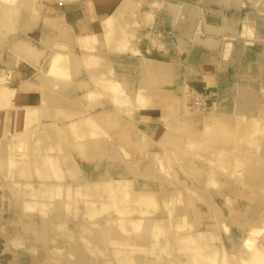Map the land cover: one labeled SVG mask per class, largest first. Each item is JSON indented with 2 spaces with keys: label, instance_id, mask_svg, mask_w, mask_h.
Returning a JSON list of instances; mask_svg holds the SVG:
<instances>
[{
  "label": "bare ground",
  "instance_id": "bare-ground-1",
  "mask_svg": "<svg viewBox=\"0 0 264 264\" xmlns=\"http://www.w3.org/2000/svg\"><path fill=\"white\" fill-rule=\"evenodd\" d=\"M58 1L70 6L79 0ZM98 4L100 9L97 13H91L88 17L79 19L84 23L80 22L83 26L80 25L78 33L76 31L79 35L80 48V52L77 53L68 42L52 43L49 46V42L54 39L52 37L53 26H60L61 22L65 20L63 12H57L56 15L47 13L43 16L45 27L41 31H38L40 28L38 27L33 32L34 36L39 32V36H41L40 38L37 37L40 45L35 46L27 43V38H19L20 40L18 38L13 40V38L15 37L14 32L18 31V26L26 28L28 33L37 27L40 17H42L37 0H0V45L11 43L12 40L14 42L13 46L10 47L14 57L11 81L9 82V80L7 81L0 76V149L4 147V145H1V143H4L3 141L12 138L16 139L10 145L12 148L24 151L26 145L34 144L35 146L40 144L46 147L45 149H49L50 152L47 154H52L54 151L51 149L52 143L49 140L50 134L48 135V133L54 130V137L65 140L72 148V152L68 151V153L73 160L75 178L82 181V176L80 177L82 171L79 164L89 174V179H84L85 181L72 194L77 201L83 200V196L90 199L98 198L102 201L101 204L88 201V207L93 203L98 208L100 205H102L100 207L110 205L116 217L114 220L108 221L107 227L110 232L120 235L126 248L136 250L139 247H144L149 238L155 234L158 239L165 240L171 248H174V246L181 247L179 251L183 252L179 255L177 264H221V250L229 251L224 244L215 245L221 239L213 240L215 235L211 231L208 232L209 226H217L222 229V233L229 236L241 232L254 237L255 233L259 235L264 233V217L259 223L256 219L260 218L258 215L264 207V171L261 175L257 174L261 166L251 168V172L247 171L245 174L243 171L245 163L251 157L264 158L262 147L258 146L259 142L257 145L258 140L251 138L254 145L258 146V148L252 150V140H248L251 135L253 137L252 133L257 135V133L264 132V121L260 118L264 113L258 114V117L257 115H251L250 120L238 114L240 121H243L238 122V127H241L245 133L250 132L251 135L247 137L249 142H243L247 145L246 148L240 145L245 151L242 153L243 155L240 156L242 150L240 147L235 150L238 155L232 157L230 169H228L230 172L229 178H224L221 171L226 169L225 162L230 160L231 153H235L231 149H233L234 139L237 137L235 133L237 126L236 124L235 126L227 124L220 119L221 116L217 110L218 104L213 100L214 107L209 117L202 121L203 129L201 132L183 141L182 151L189 150L188 153H196L192 156H196V159L205 162L204 164L207 166V168H203L201 165L196 164V166L191 167V162L175 156L179 145L175 141L177 136L172 134L173 124L166 113L162 114V119L159 114H157L158 117H155L154 97L150 96L147 91V86L152 78L157 80L159 78L175 77L177 71H180L184 66L176 62L166 63L148 58L137 44L127 49V45L131 43L128 36L132 34L133 36L137 35L138 42L143 38L148 39L150 37L153 43L160 45L161 48L166 47V45L162 42L159 33L144 32L139 27L137 28L135 21L128 29L121 24L117 15L108 16L106 10H104L108 6L105 0H98ZM167 9L173 14L175 20H180L184 16L190 19L199 18L197 12L187 9L177 2H169ZM85 22L93 24L94 29L92 32H89ZM65 26L64 28H57V31H55L56 34L59 31L61 35L66 34L69 38L71 29H68L67 25ZM198 27L196 28L198 29ZM133 28L136 30H132ZM196 28L194 29V37L200 38V34L195 32ZM224 32L227 33V31ZM21 41L24 43L21 44ZM222 42L209 37L201 45L204 46L209 55L214 56L222 51L226 53L229 50L231 43L222 44ZM254 42L257 41L250 43ZM117 44H119V47H117L119 56L114 58L115 61H109V59H106V52L107 50H115ZM54 45L55 50L52 49ZM48 50L54 51L48 54L49 57L46 55ZM72 50H74V53H72ZM127 53L132 55V58L123 60L122 56ZM102 68L109 70V72L102 71ZM96 69L101 70L96 71ZM137 69L142 71L143 84L140 87H138L139 80L135 78L136 76H133ZM190 72L192 74L194 71L190 70ZM97 73L102 75L101 77L98 75L101 78L98 79L100 85L99 83L97 85L101 88L98 89L99 92L93 91L92 88L83 89L82 87L88 84L89 76ZM32 78L36 79L35 83L30 80ZM96 82L98 81H94V83ZM27 85L41 88L44 90L43 93L45 92V94H42L44 96L40 99L36 96L30 97L28 100L17 97L15 90L23 89ZM77 86L84 90L82 95L69 94L76 90ZM102 97L108 100V102H105L106 104L96 103L95 105L91 102ZM83 98L90 103L83 104L81 102ZM108 105L114 106V111L97 110V108L100 109ZM136 106L135 110L134 107ZM132 111L133 113L137 111L136 115L137 113L151 114L153 119L158 120L157 124H163L168 128V130H165L159 126L155 127V123H153L151 125L152 130L150 129V132L155 135L156 145L163 147L162 152L155 153L153 160L155 163L153 169L157 174L155 185L158 187L155 192L147 190L145 188L146 184H138L132 181L133 173L137 172L138 174L139 171L147 169V166H142L145 156L141 157V149L146 148V143L143 140L145 134L141 127L146 132L149 130L146 126L128 123L129 119L127 120L126 115H130ZM186 114L190 113L187 112ZM132 115H130V118ZM121 116H125L126 119H120ZM108 121L113 124L109 125ZM44 122H57L58 124L52 129L48 128V124L44 125ZM59 123L62 125H59ZM218 123L223 124L224 131H222L228 135L223 140L231 142L232 139L229 145L233 146L230 150L226 149L227 145L224 141L219 143L218 139L214 138ZM241 123L243 124L239 125ZM40 125L47 128L42 133H37V128ZM113 131L116 134H111ZM159 134H162V137L158 139L156 137ZM240 142L242 143L240 140L236 144H240ZM4 150L6 149L4 148ZM58 151L54 153L59 155L60 151ZM5 158L7 160V156ZM190 158L192 157L190 156ZM35 159L37 160V158ZM147 159L152 162L151 156H148ZM56 170L60 169L57 168ZM249 173L250 175H248ZM161 175L164 178L160 177ZM55 177L54 180H58V183H61L64 179L61 172H56ZM190 180L194 182L192 186L189 184ZM232 181H237L241 186V189L235 192L236 200L235 197L227 198V192L225 193L228 184ZM255 187H258L260 192H255ZM168 188L174 190L170 195H167ZM204 189L206 195H210L216 202L225 200L226 204L231 205L228 207L233 213L229 216L231 223H233L232 228L229 227L227 221L222 219L223 217L215 216V213L219 211V204H213L214 201L208 202L205 195H203ZM57 190L61 194L65 189L63 186ZM182 203H184L183 207ZM232 204L235 205L232 206ZM159 214H163L166 219L160 221L151 218ZM189 216L191 219L188 218ZM198 227H200V230L206 228L205 233L203 232L207 235L206 238L201 231L196 230ZM195 235L199 237L194 238ZM255 239L257 238L255 237ZM87 242L89 243V241ZM230 243H232L231 247L236 250V240L231 237ZM254 243L255 241L251 238L246 237L244 239V247L249 252L247 257L242 259V264H264V244L259 242L256 246ZM233 256L235 258V254Z\"/></svg>",
  "mask_w": 264,
  "mask_h": 264
},
{
  "label": "rangeland",
  "instance_id": "rangeland-1",
  "mask_svg": "<svg viewBox=\"0 0 264 264\" xmlns=\"http://www.w3.org/2000/svg\"><path fill=\"white\" fill-rule=\"evenodd\" d=\"M96 1L98 3V0ZM173 1L183 0H105V2L109 6L113 7V10L111 12H107L106 14L108 16L117 15L121 24L130 29L129 26L134 24V19L140 17V15H142L144 11H149L152 7V4L155 2V8L153 9L155 22L152 26L147 27V29L151 32L154 31L155 33H160L162 37H164L162 38L163 42H165L168 47L166 46L164 48H161L160 45H157L156 43L154 44L150 37L148 39L143 38L138 42L137 35L133 36L132 34L128 36L131 43L127 45V49L135 46L136 44L143 48L150 49L153 47L154 53H146V57L166 63L177 62L178 64H182L185 66L184 69H180V71H177V75L175 77L171 76L159 78L157 80L152 78L147 86V91L150 96L154 97V104L156 108L155 117H158L157 114H159L162 119V114L166 113L167 117L173 124L172 134L177 136L175 137V141H177L176 143L177 145H179L177 146V148L179 147V149L175 156L191 162V167H194L197 164L201 165L203 168H207V166L204 164L205 162L196 159V156H192L196 153H188L189 150L182 151L183 141L193 137L194 134L196 135V133L198 134L201 132V130L203 129L202 121L209 117V114L214 107V101L209 99L210 94L207 91L214 88V84H217L215 87L218 90L223 86H227L229 84L232 85L233 88H238L247 87L248 85L254 83V81H258V84L260 86L259 88L261 89L258 90L259 92H257L256 95H258L259 98H263L264 82L258 78H255L254 80H252L251 78H243L240 75L241 71L244 72L248 69L241 68V66H237L236 64L230 65L231 63H229V61L225 65L223 63L224 61L222 57L220 59V64L215 67H199V64H194V67L191 66L190 57L187 59L185 58L187 52H182L178 45H176L175 43L176 37H173L172 34H169L173 30V28L170 27L171 22H173L174 24L178 23V21L174 22L173 14L167 9L168 3ZM37 2L38 6H40V13L42 14V17H40L41 20L44 15L50 12L51 5L57 4L56 0H41V2L40 0H37ZM85 2H88V0L80 1V3ZM127 11H129V21H125L124 19ZM43 25V27H45V24ZM175 27L177 29V36H182V32H180L181 27L178 25H175ZM57 28L60 29V26H53L52 37L54 39L49 42V46L52 43L56 44L55 41L57 40ZM17 29L18 31L14 32L15 37L13 38V40L16 38H27V43H31L35 46L40 45V42L38 40V38L41 37L39 36L40 32L36 33L35 36L33 35L32 37H29L26 28L18 26ZM41 30L42 29L40 28V31ZM132 30L136 29L133 28ZM195 32H198L202 39L210 37V35H204L199 30V27L198 29L196 28ZM222 34L225 38V42L223 41L222 44L232 43L229 42L231 41V39L228 38V36H230L229 34L231 33ZM61 36H63L62 38H68L66 34H63ZM13 40L10 44L5 43L3 45H0V76L4 77L7 81L9 80V82L11 81V72H13L12 70L14 63V57L12 54L13 51L10 49V47L14 44ZM23 43L24 42L21 41V44ZM117 45L118 46L115 47V50H107L106 59H109V61H115L114 58H118L119 49H117V47H119V44ZM197 45H199V43L197 42L192 44L191 48L194 50V53L198 49L196 48ZM52 49L55 50V45ZM53 50H50L51 53L54 52ZM8 51L10 54H7ZM72 53H74V50H72ZM189 53L190 52L187 53L186 57L190 55ZM200 54L201 53L197 51L195 55L198 56ZM194 69H196L197 72H195ZM200 69L202 70V72H199ZM98 70L101 69H96V71ZM190 70H193L194 73L191 74ZM254 70H256V68H254ZM102 71L109 72V70L105 68H102ZM141 72V69H137L135 70L133 75L134 77L136 76L135 78L139 80L140 84L138 83V87L143 84ZM98 75L99 74L97 73L95 75L92 74L91 76H89L87 86L85 85L82 88L85 90L87 88H92L93 91L99 92L98 89L101 88L100 86H97L100 82L98 79H101L99 77H101L102 75H99V77ZM212 77L213 80L214 77H216V83H213ZM30 80L33 83L36 82L35 78H32ZM96 80L98 82L94 83V81ZM83 89H81L80 86H77L76 94L82 95V92L84 91ZM211 94L215 95V92H211ZM248 94V92H246V94L244 92L240 95V92L235 89L229 106L223 109L221 112L220 110L218 111L219 115L221 116L219 117L222 121L233 126H235L236 124L237 126V128H235L237 137H235L234 139L235 143L233 146L229 145L232 142V139L231 142L223 140V138L228 137V135L223 132V124L218 123L216 125L217 128L214 133V138L218 139L219 143H223L222 141H224L227 145V150H230L233 146V149L231 150L235 152L231 153V157L229 156L230 160L225 162L226 169L224 171H221V175L224 178H229L230 172L228 169H230L231 160L233 159L232 157L234 155H238V152L236 154L235 150H238V147H240V145L241 147L246 148L247 145L245 143L251 141L252 139H257V145L259 142L258 146L260 148L262 147L261 149L264 153V132L257 133V135H254V133H252V137L250 132L245 133L241 127H238V122H243L240 121L239 115H243L250 120L251 111L255 110V108L264 109V102L262 104H257L256 102L252 101L250 102L251 96L250 94ZM161 97L163 98V100ZM81 102L83 104L90 103L84 98L83 100L81 99ZM91 102L96 105V103H105L108 102V100L102 97L101 99L98 98L97 100H92ZM135 108H137V106L134 107V109ZM97 110L114 111V106L111 107L108 105L100 109L97 108ZM187 112L190 114H186ZM135 113H133L132 111V113L130 114H133L131 118L130 115H126L127 120L129 119V124H135L136 119L138 120V118L141 116L139 113H137V115ZM258 116L259 115L257 114V117ZM126 117L121 116L120 119L123 120L126 119ZM157 122L158 120L153 119L155 127L159 126L161 128H164L165 130H168L167 126L163 124L159 125L157 124ZM43 124H48V128L50 127L53 129L58 123L44 122ZM108 124L111 125L113 123H110V121H108ZM242 124L243 123L239 125ZM59 125L62 124L59 123ZM46 128V126H38L37 133H42L46 130ZM141 130L145 135L148 133L143 129V127H141ZM54 134V130L48 133L49 140L52 143L51 149L54 152L59 150V155L54 152L52 154H47L48 152H50L48 151L49 149H45L46 147L40 144L34 146V144L30 143L31 145L25 146L24 151H21L17 148H12L10 145L16 140L12 138L3 141L4 143H1V145H4V147L0 149V264H177L179 262V255H181L183 252L179 251V248L181 247L174 246V248H171L167 245L165 240L158 239L154 234L151 238H149L147 244L144 247H139L136 250L128 249L124 246L123 239L120 237V235L114 232H110L107 227L108 221H112L116 217L110 205L106 207H100L102 206L100 205L98 208V206L93 203L91 204L90 208L88 207V201L96 202L99 204H101L100 202L102 201H100L98 198L90 199L86 196H83V200L81 201L76 200V197L72 194V192H75L77 187L81 183H83L84 180L79 181V179L75 178V173L73 172V160L68 153V151L72 152L71 146L65 140H62L61 138H55ZM111 134H116V132L113 131ZM249 135H251L249 137L250 139L247 138ZM240 140L242 141V143L240 142V144H238V142L236 144V142ZM253 140V146L251 150L258 148V146L254 145ZM241 147L240 149H242ZM4 148L6 150H4ZM2 150H4L5 152ZM141 150V157L145 156V161L143 162L142 166H147V169L139 171L138 174L137 172L133 173L132 181L138 184H146L145 188L147 190L155 192L156 190H158V187L155 185V176H157V174H155V169H153L155 167V163L153 162V160L156 154L151 155V152L147 148ZM162 151L163 147L161 145H155L154 153ZM244 152V149H242L240 152V156L243 155L242 153ZM4 154L5 156H7V160ZM188 154L190 155L188 156ZM148 156L152 157V162L150 161V159H147ZM190 156L192 158H190ZM34 157L37 158V160ZM256 157H251L248 162L245 163V167L243 170L244 174L245 172L247 173V171L251 172V168L259 166H261V169H259L257 174H263L264 160L262 159L264 158ZM149 167L150 169H148ZM57 168L60 170H56ZM56 172H61V174L64 176V179L61 181V183H58V180H54L56 179ZM248 175H250V173ZM51 176L53 179L51 178ZM160 177L163 176L161 175ZM189 184L192 186L194 182L190 180ZM228 185L229 186L225 191V193L227 192V198L235 197L236 200L235 192L241 189L240 184L237 181H232ZM63 186L65 190L61 194H59L57 192V189H61V187ZM255 189V192H260V189L258 187H255ZM173 191V189L168 188L167 195H170ZM203 195H205V198L208 202L214 201L213 204H219V211L215 213V216L221 218L223 217L222 219L224 221H227L230 225L229 227L232 228L233 223H231L229 218V216L233 214L229 208L231 205L229 206L228 204H226L225 200H219L216 202L215 199H212L210 195V197L206 195V190L203 191ZM184 203H182V207L184 206ZM234 205L235 204H232V206ZM89 216L90 218H94L90 219ZM258 216L260 218L256 219H258L257 222L259 223L261 222L260 220L262 219V217H264V207L261 209V212ZM151 218H156L155 220L159 219L160 221L166 219L163 214H159ZM188 218L191 219L190 216ZM196 230L205 233L206 228H202L200 230V227H198ZM209 231H211L212 234L215 235L213 239L214 241L221 239L220 242L217 243V245H220L221 243L228 248L229 252H226L224 249L221 250V264H242V259L247 257V253L249 252V250L244 247V239L246 237H248L249 239H253L255 241L254 245L256 246L259 244V242H263L264 244V233H262V235L255 233L254 237L253 235H249V237L248 235H246V233L241 232L240 234H232L229 236L222 233V229L217 226H209L208 232ZM80 236L84 240L81 239ZM196 237L199 236L195 235L194 238ZM204 237L206 238L207 235L204 234ZM231 237L236 240V250L231 247ZM255 237L257 239H255ZM87 241H89V243ZM85 245L89 246L86 247ZM234 254L235 258H233Z\"/></svg>",
  "mask_w": 264,
  "mask_h": 264
},
{
  "label": "crops",
  "instance_id": "crops-1",
  "mask_svg": "<svg viewBox=\"0 0 264 264\" xmlns=\"http://www.w3.org/2000/svg\"><path fill=\"white\" fill-rule=\"evenodd\" d=\"M56 1L57 4L51 5L49 14L56 15L57 12H63L65 15V20L64 22H61L60 27L64 28L65 25H67V28L71 29L70 37L68 39L66 38L62 39L61 34L58 31L56 43L68 42L69 45L72 48H74L77 53H79L80 52L79 43H78L79 35L77 33L79 32V27L83 26L81 25L80 22L84 23L79 19L81 18L84 19L88 17L91 13H97L100 9L99 4L97 3L96 0H88V2L85 3H80L81 0H79L78 2H75L69 6L68 4H62L58 0ZM173 2L180 3L185 8L192 9L195 12H197L199 15V18L197 19H190L184 16V18L180 20H175L174 17V22L178 21V23L174 24L173 22H171L170 24V27H172L173 30L169 34H172L173 37H176L175 43L176 45H178V47L181 49L182 52H187V53L190 52L189 53L190 55L188 57H186L187 56L186 53L185 58L187 59L190 57L191 66L194 67V64H199L200 65L199 67H204V66L215 67L220 64L221 62L220 59L222 57L224 61L223 63L225 65L229 61V63H231L230 65L236 64L237 66H241V68L248 69L245 70L244 72L241 71L240 75L243 78L246 79L251 78L252 80L258 78L264 82V0H191V1L183 0V1H173ZM154 8H155V2L152 4V7L150 8L149 11H144L143 14L140 15V17L134 19L135 23L137 24V28L139 27V29L144 32L148 31L147 27L152 26L153 23L155 22V16L153 11ZM104 10H106V12L109 11L111 12L113 10V7L108 5ZM128 12L129 11H127L125 14V18H124L125 21H129L130 19ZM85 24L89 28L88 29L89 32H92L94 29L93 24L92 23L88 24L86 22ZM175 25L181 27L180 32H182L181 33L182 36H177V29ZM43 26H44L43 19L42 20L40 19L37 27H35L32 32L28 33V36L32 37L33 32L36 31L38 27L42 29ZM198 26H199V30L204 35H210V37L215 38L216 41H221V42L222 41L225 42V38L223 37L222 33H226L224 31H227V33L230 32L231 34L230 36H228V38L231 39L232 43L229 50L226 53L222 51L220 54L218 53L214 56L209 55L207 53V50L204 48V46L201 45L203 41L208 40V37H206L205 39H202L201 36L200 38L194 37V33H193L194 29ZM40 28L38 29V31L40 30ZM161 38L164 37H162L161 35ZM255 40L257 42L250 43ZM196 42L199 43V45H197L196 48L198 49L194 53V50L191 47L192 44ZM163 43L166 45L165 42ZM141 51L143 53L145 52V53L153 54L154 48L152 47L149 49V48L141 47ZM197 51L201 53L198 56L195 55ZM50 53L51 51L48 50L46 55ZM7 54H10L9 51ZM130 58H132V55L130 54H126L122 56L123 60H130ZM184 67H182V69H184ZM254 68H256V70H254ZM194 71L197 72L196 69H194ZM199 72H202V70L200 69ZM212 81L213 83H216V77H214V80L212 77ZM214 85L216 86L217 84ZM229 85L223 86L221 89L218 90L214 86V88L209 89L207 91L210 94L209 99L216 101V103L218 104L217 110L218 111L220 110V112L229 106V103L231 101L235 89H237L238 92H240V95L244 92L245 94L246 92H248L251 96L250 102L251 101L256 102L257 104H262L264 102V97L259 98L258 95H256L257 92H259L258 90L261 89L259 88L260 86L258 84V81L257 82L254 81V83L248 85L247 87L233 88L232 85L230 86ZM37 89L38 88L36 87L33 86L31 87L27 85L23 89L15 90V94L17 95V97H23L24 98L23 100H28L30 97H35V96L40 99L41 97L44 96L42 94H45V92L43 93L44 90H42L41 88H39L41 90L39 89L37 90ZM76 91L77 89L73 90L69 94L80 96L76 94ZM211 92H215V95L211 94ZM33 102L35 101L33 100ZM260 113H264V109L255 108V110L251 111V115H257ZM139 114L141 116L138 118V120L135 121V124L136 125L138 124V126L142 125L148 127L147 128L149 129L147 130L148 133L145 136L143 135L144 136L143 140L146 143V148L151 152V155L155 154L154 153V149L156 145L155 135L152 134V132H150V129L152 130L151 125L153 124V116L148 113H139ZM260 118L264 121V115L262 117L260 116ZM161 135L162 134H159V136H157L156 138L159 139L160 137H162ZM79 167L82 171L80 175V177L82 176L81 177L82 181L84 179L85 180L89 179L88 172L84 171L83 167L80 164Z\"/></svg>",
  "mask_w": 264,
  "mask_h": 264
}]
</instances>
